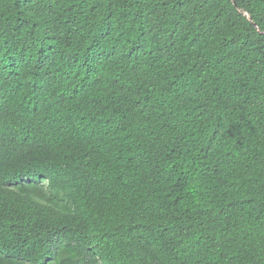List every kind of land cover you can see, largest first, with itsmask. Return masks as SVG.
<instances>
[{
  "label": "trees",
  "instance_id": "16d2710c",
  "mask_svg": "<svg viewBox=\"0 0 264 264\" xmlns=\"http://www.w3.org/2000/svg\"><path fill=\"white\" fill-rule=\"evenodd\" d=\"M0 264H264V0H0Z\"/></svg>",
  "mask_w": 264,
  "mask_h": 264
}]
</instances>
